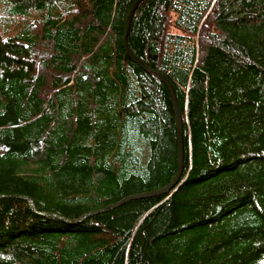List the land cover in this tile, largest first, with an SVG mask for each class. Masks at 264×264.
Returning a JSON list of instances; mask_svg holds the SVG:
<instances>
[{
  "label": "trees",
  "instance_id": "obj_1",
  "mask_svg": "<svg viewBox=\"0 0 264 264\" xmlns=\"http://www.w3.org/2000/svg\"><path fill=\"white\" fill-rule=\"evenodd\" d=\"M0 0V264H264V0ZM19 196H27L35 209Z\"/></svg>",
  "mask_w": 264,
  "mask_h": 264
},
{
  "label": "water",
  "instance_id": "obj_2",
  "mask_svg": "<svg viewBox=\"0 0 264 264\" xmlns=\"http://www.w3.org/2000/svg\"><path fill=\"white\" fill-rule=\"evenodd\" d=\"M143 0H134L133 3L131 4V6L128 9V13L125 19V25H124V33H123V38H122V43H123V47L125 49L126 54L128 55V57L135 63H137L139 66H141L144 70H146L148 73L158 77L168 88L169 93H170V97H171V102H172V106H173V110L175 113V118H176V130H177V143H178V160H177V172L175 177L173 178V180L167 184L166 186L160 188V189H156V190H152V191H146V192H140V193H136V194H132V195H128L123 197L122 199L111 203L101 209H97L85 214L80 215L77 218L74 219H68L65 218L63 216H60L58 214H54V213H47L44 212L43 214L45 215H50V216H54L57 217L59 219H62L64 221L67 222H72V223H77L81 220H83L85 217H88L90 215H93L95 213L98 212H105V211H109L112 208H115L119 205H121L122 203L129 201L131 199H136V198H143V197H149V196H153V195H160V194H169L170 191L175 188L177 186V184L179 183V179L182 173V169H183V158H184V143H183V123H182V117H181V113L180 110L178 108V104H177V100H176V96H175V92L174 89L172 87L171 82L160 72H158L157 70L146 66L138 57H136L131 50L128 47V43H127V36H128V32H129V28H130V23L132 20V17L138 7V5L142 2ZM20 198L25 199L28 204L30 205V207L32 209H35L33 201L31 200V198L27 197V196H19Z\"/></svg>",
  "mask_w": 264,
  "mask_h": 264
},
{
  "label": "rangeland",
  "instance_id": "obj_3",
  "mask_svg": "<svg viewBox=\"0 0 264 264\" xmlns=\"http://www.w3.org/2000/svg\"><path fill=\"white\" fill-rule=\"evenodd\" d=\"M214 2H215V0H213V4H214ZM173 189H174V188H173ZM173 189H172V190H173ZM172 190L170 191V193H169V194H167L168 196L171 194Z\"/></svg>",
  "mask_w": 264,
  "mask_h": 264
}]
</instances>
